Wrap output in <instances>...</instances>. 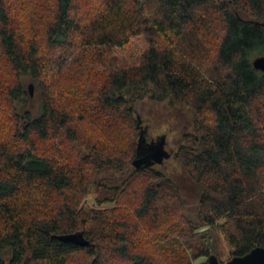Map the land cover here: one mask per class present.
Returning <instances> with one entry per match:
<instances>
[{
  "label": "trees",
  "instance_id": "obj_1",
  "mask_svg": "<svg viewBox=\"0 0 264 264\" xmlns=\"http://www.w3.org/2000/svg\"><path fill=\"white\" fill-rule=\"evenodd\" d=\"M25 1L0 0L13 74L0 80L13 118L0 120V264H209L264 247V0H38V24L19 22ZM76 50L77 77L53 85ZM24 76L41 87L37 114L18 111ZM146 96L195 116L176 154L195 220L177 181L133 165ZM128 165L139 190L123 181L99 201L115 207L83 205L100 171Z\"/></svg>",
  "mask_w": 264,
  "mask_h": 264
},
{
  "label": "rangeland",
  "instance_id": "obj_2",
  "mask_svg": "<svg viewBox=\"0 0 264 264\" xmlns=\"http://www.w3.org/2000/svg\"><path fill=\"white\" fill-rule=\"evenodd\" d=\"M38 0H28L23 2L20 5H23L24 10L27 12L23 13L18 11L19 22L27 23L31 20H35L36 15L42 17L44 13L42 9L37 6L36 2ZM221 2V0H219ZM93 6V5H92ZM90 10L91 7L87 6ZM95 11V8L92 7ZM86 13V12H85ZM83 13V15H85ZM37 23V22H36ZM38 24V23H37ZM35 27L38 30V25ZM66 59H71V63L64 70V76L55 75L52 79L53 85H60L67 80H69V76L72 74L74 77H77L78 69H81V64L76 66V62L79 60L77 57L79 53L77 50L72 54L63 53ZM77 59V60H76ZM5 60L1 57L0 52V80L3 82L6 78L8 81L9 76H13L11 70L7 64H5ZM7 74V75H6ZM7 76V77H5ZM97 78V83H98ZM23 82L26 89L29 90V85L32 84V95L31 100L25 105H19L18 111L21 115H24L25 111L30 110L32 113L37 114L39 112L40 103H41V90L38 82L33 80L31 76H24ZM61 82V83H60ZM93 86H96V82H93ZM1 87V82H0ZM1 102V101H0ZM5 105L0 103V120L7 122L9 120L10 125L13 124L10 113L5 109ZM135 116H139L141 119V125L146 129L145 142L148 145L158 146V149H165L166 151H162V154H157L156 159L152 158L153 164L156 168L163 171L166 175L173 178L180 184L182 194L185 200V210L186 214L192 218L196 219L197 209H198V198H197V190L192 185L191 180L187 176L186 171L184 170L182 164L177 159V152L182 144L189 143L190 140L186 139V135H189L191 138L198 137V133L195 129V116L193 112L187 107H177L172 106L168 103V101H158L156 99H152L149 96H146L143 99L137 100L134 107ZM8 119V120H7ZM136 135L132 136V141H135ZM191 142V141H190ZM163 143V146H162ZM170 152V154H167ZM162 159L161 162H159ZM132 170V165H128L123 170L118 169H104L98 173L97 179L99 182V186L89 194L83 201L84 206H88L95 209H104V208H113L115 207V202L103 203L100 205L99 201H103L104 197L111 196L114 193V189H112V185H120L123 184V181H127V177ZM144 182V177H141L139 181L134 180V183L127 181V185L135 190H139V185ZM124 208H128L124 206ZM207 227L202 226L195 230V232H202ZM153 250L148 252L152 255ZM154 258L159 259V257L154 256ZM192 264H205L204 258H197L192 260Z\"/></svg>",
  "mask_w": 264,
  "mask_h": 264
},
{
  "label": "water",
  "instance_id": "obj_3",
  "mask_svg": "<svg viewBox=\"0 0 264 264\" xmlns=\"http://www.w3.org/2000/svg\"><path fill=\"white\" fill-rule=\"evenodd\" d=\"M253 65L257 69H261L264 71V55L257 56L253 60ZM32 87L33 85H29L30 95H32ZM140 118V117H139ZM163 146V143H162ZM158 146L148 145L145 142L144 134H141L140 141L138 145V154L133 160V165L137 168H140L146 164H152L153 159H156L157 154H162V151H166L165 149H158ZM167 154H169L167 152ZM162 159L159 161L161 162ZM209 264H264V247L263 246H256L252 248L249 252L245 253L244 255H237L233 256L232 258L226 261H220L217 255L211 254L208 257Z\"/></svg>",
  "mask_w": 264,
  "mask_h": 264
}]
</instances>
